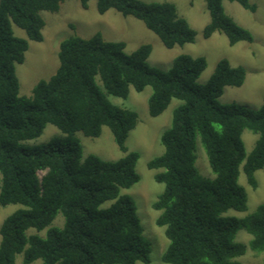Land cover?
Here are the masks:
<instances>
[{
  "label": "trees",
  "instance_id": "1",
  "mask_svg": "<svg viewBox=\"0 0 264 264\" xmlns=\"http://www.w3.org/2000/svg\"><path fill=\"white\" fill-rule=\"evenodd\" d=\"M91 0H79L88 9ZM192 2V0H190ZM210 22L205 39L216 33L230 46L253 42V35L224 9L225 1L256 11L250 0H205ZM66 0H0V208L22 205L3 223L0 264H148L152 244L143 235L137 206L122 190L137 184V152H128L126 140L138 124L135 111L114 105L108 96L127 99L131 88H152L149 115L157 118L173 100L181 101L161 143L164 153L148 168L164 191L153 204L160 212L157 226L165 228L169 245L166 264H240L248 248L264 254V204L244 218L227 212L247 211L248 193L239 183L243 173L256 190L255 173L264 170V103L250 110L220 98L226 87L239 88L244 67L222 59L206 84L199 78L207 68L204 57L178 56L168 71L148 62L149 44L132 54L124 42L106 41L100 33L89 39L72 36L60 44L59 65L49 80L39 81L32 96L20 95L17 65L25 61L29 41L44 40L43 13H58ZM115 10L133 17L154 33L165 48L195 42L197 33L173 3L141 0H97L100 15ZM13 26L25 32L17 37ZM99 77L102 87L97 83ZM62 136L32 146L47 125ZM110 129L126 155L105 161L96 155L83 159L78 133L88 138ZM258 136L248 155L243 133ZM205 148L214 179L196 166L197 140ZM40 173H44L40 176ZM63 228L51 227L59 214ZM47 230L46 237L27 231ZM240 230L252 236L248 245L236 241ZM261 264H264V259Z\"/></svg>",
  "mask_w": 264,
  "mask_h": 264
},
{
  "label": "rangeland",
  "instance_id": "2",
  "mask_svg": "<svg viewBox=\"0 0 264 264\" xmlns=\"http://www.w3.org/2000/svg\"><path fill=\"white\" fill-rule=\"evenodd\" d=\"M141 1L175 4L179 15L186 19L191 28L196 31L195 42L167 49L144 23L133 17H124L115 10L100 15L97 11V0H91L88 9L82 8L79 0H66L58 13L44 12L42 14L46 23L43 30L44 40L41 43L29 41L25 61L16 67L20 95L32 96V91L39 81H47L56 73L59 65L58 52L62 41L72 36L89 39L100 33L106 41L124 42L127 54H132L142 45H151L153 51L148 62L151 66L163 71H168L172 67L173 61L180 55L204 57L207 61V68L199 78V83L203 85L209 81L219 61L227 59L234 67H244L246 79L239 88L226 87L220 98L221 103H234L250 110H258L262 107L264 103V0H250L251 4L256 7L255 12L244 9L236 2L225 1L223 3L225 12L238 25L253 35L252 43L241 42L235 46H230L226 36L221 33H216L209 39L204 38L203 30L210 22L205 0H192V2L190 0ZM13 30L17 37L27 39L25 32L21 29L13 26ZM97 83L102 87L99 77H97ZM151 94V87L145 88L142 92L131 88L127 99L114 96H108V98L114 105L135 111L138 114V124L130 132L126 146L128 152L139 154L136 170L140 180L130 189L122 190V194L130 195L134 199L143 227V235L152 244L148 264H166L163 262V254L168 248L169 240L165 235V228L157 226L156 222L160 212L153 208V204L164 191V185L155 181L154 176L158 171L150 170L148 164L152 159L164 153L161 137L170 128L174 110L181 105V101L173 100L162 115L153 118L148 111ZM60 136H62L60 130L49 124L41 137L27 143L32 146L43 145L49 143L54 137ZM78 137L81 139L83 147V159L89 155H96L105 161H117L126 155L118 148L107 127L103 128L102 134L98 138H88L82 133H78ZM257 139L258 136L250 131L243 133V141L248 155L254 149ZM196 155V166L200 174L205 178L214 179L215 175L209 166L205 148L199 138ZM43 175L44 173H40V176ZM255 177L258 182L256 190L248 184L246 176L241 173L239 183L248 193L247 211L230 210L227 212V216L244 218L255 212L258 206L264 204V170L257 171ZM23 208L22 205L1 207L0 230L10 215ZM64 225L65 218L60 213L51 227L63 228ZM47 230L38 232L35 229H30L27 234L45 238ZM251 240L252 236L244 230H240L236 235V241L245 245H248ZM23 259L22 254L17 256V264H23ZM263 259L264 254L258 255L248 248L247 253L238 261L240 264H261ZM32 264H42V261L38 260Z\"/></svg>",
  "mask_w": 264,
  "mask_h": 264
}]
</instances>
